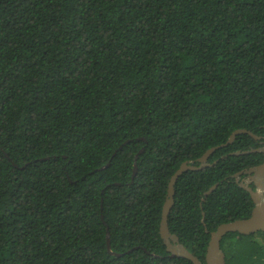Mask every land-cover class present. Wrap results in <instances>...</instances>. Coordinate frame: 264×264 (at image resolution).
I'll return each instance as SVG.
<instances>
[{
  "label": "trees",
  "instance_id": "trees-1",
  "mask_svg": "<svg viewBox=\"0 0 264 264\" xmlns=\"http://www.w3.org/2000/svg\"><path fill=\"white\" fill-rule=\"evenodd\" d=\"M236 129L264 137V0H0V264H193L159 234L167 184ZM257 145L174 184L168 229L203 264L250 215ZM220 247L264 264V231Z\"/></svg>",
  "mask_w": 264,
  "mask_h": 264
},
{
  "label": "water",
  "instance_id": "water-1",
  "mask_svg": "<svg viewBox=\"0 0 264 264\" xmlns=\"http://www.w3.org/2000/svg\"><path fill=\"white\" fill-rule=\"evenodd\" d=\"M247 133L253 138H258L251 131L246 129H236L234 130L228 139L218 145L207 149L198 159V165H195L193 161H185L180 164L176 171L171 175L168 184L166 197L161 210V219L159 222V234L166 246V250L169 252L170 256L183 257L190 260L193 264H203L198 257H196L192 252H190L180 241L177 235L171 233L167 225V217L170 208L173 204L174 195V184L178 177L186 170H198L203 167L209 166L213 163H208L207 159L213 151L222 146L230 144L236 134ZM249 151H263V149H255ZM247 152V151H245ZM243 152V153H245ZM234 154H238L235 152ZM136 158V156H135ZM133 171H136V164L134 163ZM244 173L249 174L252 182H254L255 188L252 189L248 184L247 179H242L238 184L248 191L250 198L253 202V206L250 215L246 218L235 219L229 222L220 223L215 230L210 232V237L205 250V264H225V254L220 247V241L222 237L228 232H238L239 234H251L257 231H264V161L253 167L243 170ZM242 171L235 173L236 180L239 181ZM217 186V183L210 186L204 193L202 201L205 197L212 192ZM204 218V212L202 211V222ZM109 233L106 232V247L110 251L109 245Z\"/></svg>",
  "mask_w": 264,
  "mask_h": 264
},
{
  "label": "flooded vegetation",
  "instance_id": "flooded-vegetation-1",
  "mask_svg": "<svg viewBox=\"0 0 264 264\" xmlns=\"http://www.w3.org/2000/svg\"><path fill=\"white\" fill-rule=\"evenodd\" d=\"M237 135V134H236ZM236 135H235V137H236ZM257 136V135H256ZM234 137V138H235ZM252 137V136H251ZM258 138H254V140L257 142V146L256 147H250L251 149L250 150H255V149H263V152H264V137H261V136H257ZM253 138V137H252ZM249 150H247V152H248ZM245 152V151H244ZM264 161V159L262 160V162ZM261 162V163H262ZM260 164V163H259ZM255 166V165H254ZM251 167H253V166H251ZM248 168H250V167H247V168H245V169H248ZM245 169H243V170H245ZM242 170V174H244L243 175V177H241V175H240V178H239V181H237L236 180V177H235V180L237 181V183L238 182H241L242 181V179H247L248 180V182H247V184L252 188V189H254L255 188V185H254V182H252L251 180H249L250 179V177H249V174H247V173H244V171ZM235 175V174H234Z\"/></svg>",
  "mask_w": 264,
  "mask_h": 264
}]
</instances>
